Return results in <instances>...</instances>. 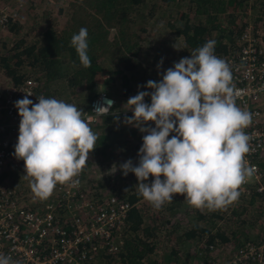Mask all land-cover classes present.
<instances>
[{"label": "clouds", "instance_id": "obj_1", "mask_svg": "<svg viewBox=\"0 0 264 264\" xmlns=\"http://www.w3.org/2000/svg\"><path fill=\"white\" fill-rule=\"evenodd\" d=\"M70 46L80 64L91 67L86 28L73 34ZM215 47L214 39L207 40L164 71L161 80L147 81L143 87L150 91L138 90L124 105L133 115H125L123 123L136 127L143 143L138 163L128 159L118 168L124 176L135 175V190L157 210L176 195L196 208L224 209L238 200L241 186L256 172L245 159L251 137L244 129L252 124L253 113L237 106L241 91ZM29 96L14 103L20 117L14 155L24 162L33 194L47 199L58 183H79L73 178L88 165L99 135L90 125L93 117L82 107L43 95L34 104ZM113 105L105 97L92 113L119 120L120 110L111 112ZM113 168L117 171L116 165ZM149 177L153 180L146 183ZM0 264L20 261L0 254Z\"/></svg>", "mask_w": 264, "mask_h": 264}, {"label": "trees", "instance_id": "obj_2", "mask_svg": "<svg viewBox=\"0 0 264 264\" xmlns=\"http://www.w3.org/2000/svg\"><path fill=\"white\" fill-rule=\"evenodd\" d=\"M73 1L75 3L70 8L71 12L60 28L53 25L43 28L39 42L27 43L24 38H13L9 46H5L2 49L0 52V71L7 84L15 86L27 77L36 78L39 82L38 94L50 98L52 96L50 84L58 80H64L65 89L70 97L67 102L74 104L75 100L72 97L81 96L85 100L84 112H88L90 101L99 93L97 90L101 87L104 92L115 100V107L111 112H117L120 104H126L129 97L136 95L133 92L134 87L132 88L131 86L129 74L142 69L137 58L141 51V30L133 27V15L138 13L141 8L146 9L147 15L152 17L155 15L152 14L155 8L159 11L162 6L181 2L186 4L184 10L177 12L176 22L165 25L166 29H171L172 39H182L185 57H188L194 49L202 46L209 39L216 41L215 54L223 59L229 53L239 50L241 46L239 38L248 24L246 21L248 10H254L257 13L255 19H253L254 27H252V31L256 36L261 35V41L264 44V0ZM17 24H19L18 18L9 22L10 27L8 26V30L11 36L15 37L20 32L21 28ZM82 27L88 30V54L91 59V67L89 68H85L80 64L75 49L70 46L73 34H78ZM110 29H114L116 32L113 39L109 38ZM172 39L168 42L173 43ZM147 48L153 53L154 57L163 55V51L159 47L153 48L148 45ZM104 60H109L114 65V68L112 70H110L111 68L109 70L106 69L103 65ZM141 63L144 67L148 64L144 69L146 74L150 73L152 69L151 62L147 63L141 60ZM25 67L32 69V71L34 70L37 73L36 76H30L32 74H29L24 69ZM34 71L32 72L33 74ZM117 78L125 80L124 86L122 82H118ZM127 82L129 86L126 89ZM113 87L117 88L118 94L115 92L116 89H112ZM145 102L150 104V97H146ZM123 120L122 114H119V120H116L112 115L98 116L91 120L90 125L97 127L96 130L105 128L104 131L97 132L99 141L97 147L90 153L96 162L106 163L105 156L109 154V152L107 153V149L110 146L109 140L112 139V135L116 139L120 138L118 134L121 132L120 125ZM134 136H136V144L131 146V148L136 151L141 148L143 143V134L138 129L130 128L125 141H131ZM169 138H171V135ZM118 141L120 142V140ZM14 143L16 144L17 141ZM261 157L257 158L258 163ZM16 160L19 161L17 158ZM111 162L117 163L114 160H111ZM263 164L264 162H260V168H264ZM113 165L107 164L104 167L106 169L103 170L105 178L102 177V181H104L102 185L108 181L113 182L108 187L109 192L107 194L114 192L113 185L116 182V178L120 176L119 171L116 172L114 168L112 169ZM7 169L8 167L2 170V177L9 176L12 173L13 176H16L18 173L16 171L7 172ZM126 177L130 178L128 186L125 185L124 188L121 186L122 188L117 190L119 195L112 193L127 200L132 205L128 214L126 228L123 231L126 236L123 238L121 249L116 252V257L112 253L104 254V250H101L97 258L93 257L91 259V263L141 264L145 260L148 263L179 264L176 261L177 250H175V246L171 247L170 254L166 255V258L163 257L167 260L155 257L154 254L161 253V250L158 249L159 241L154 242V240L157 239V235H162L165 229L160 228L161 222H159L158 212L145 215L143 206H153L151 204L148 205L146 200L135 190L136 177L132 176V174L123 176V178ZM152 180L153 178L149 177L146 183H151ZM125 189H128V191L125 192ZM243 190V188H240V192H246ZM248 194H250V199L254 198L261 201V211L264 198H260L261 196L255 193L254 190ZM177 205H180V202ZM164 206L166 207L164 204L158 211L164 212ZM174 207L171 206L170 209ZM213 211L217 212V210ZM221 214L223 213L220 212L219 215ZM198 215L199 218L204 217L206 219L205 215L201 213ZM219 215L212 213L208 209L206 213V216H209L206 221L210 223L208 228L194 225L179 235L184 239L194 240L197 243L203 242L207 247L213 245L215 253H210L209 255L207 248H204L203 257L226 261L227 257L221 256L224 249L223 246L234 242L235 248L239 245L237 244L238 240L235 233L228 234L218 228L213 222L211 217H220ZM157 223H160V225ZM200 243L198 244V249L193 248L194 253L197 255L200 254ZM147 257L148 259L150 257L152 262ZM99 258L101 259L99 260Z\"/></svg>", "mask_w": 264, "mask_h": 264}, {"label": "built area", "instance_id": "obj_3", "mask_svg": "<svg viewBox=\"0 0 264 264\" xmlns=\"http://www.w3.org/2000/svg\"><path fill=\"white\" fill-rule=\"evenodd\" d=\"M16 17L17 12L0 0V27H6ZM239 42L240 49L229 53L225 60L232 69L236 88L241 91L237 106L253 113L252 124L244 129L251 137V150L245 159L256 168L254 176L241 187L253 188L264 197V173L257 162L264 153V44L252 27H246ZM38 89L39 82L32 77L15 86H0V254L10 255L20 264H92L91 259L97 258L101 250L116 257L126 236L123 231L132 205L114 194L87 196L83 169L73 178L78 184L58 183L54 203H45L41 208L29 206L32 200L24 201L12 183L7 184V178L2 177L6 167L7 172L21 168L13 152L20 123L14 103L29 93L32 96L28 98L38 103ZM105 97L114 101L113 111L115 100L101 91L92 98L86 113L98 117L92 113L93 106ZM148 126L155 127L151 122ZM261 216L264 219V205ZM227 246H223L221 255L227 257L226 261L208 257L204 264H264V236L256 241L245 240L234 249ZM199 248L200 256L204 248L209 255L215 253L213 245L207 247L201 242Z\"/></svg>", "mask_w": 264, "mask_h": 264}, {"label": "rangeland", "instance_id": "obj_4", "mask_svg": "<svg viewBox=\"0 0 264 264\" xmlns=\"http://www.w3.org/2000/svg\"><path fill=\"white\" fill-rule=\"evenodd\" d=\"M3 5H6L10 9H14L17 12V17L19 19V26L21 28L20 32L14 37L11 36V33L9 32V24L1 28L0 27V52L2 49L5 48V46H9L11 39L13 38H24V41L27 43H33V42H39L41 40L40 33L43 28H47L50 25H53L57 28H60L62 24L65 21V18L70 14L71 10L70 8L73 7V4L75 3L73 0L65 1V0H1ZM153 0H148V2H151ZM253 2V1H252ZM186 7V4L176 3L171 5L162 6L159 11H157V8L153 10L152 14H155L154 16H148L146 13V9H139L138 13H135L133 15L134 22L133 27L141 30V37L142 41L140 42V55L137 56L138 62L140 63L142 69L135 73L129 74L130 82L132 88L134 87L135 94H137L138 90L145 91L148 90L144 85H146L147 81L149 80H156L159 81L162 79V74L164 71H166L168 68L172 67L175 62H178L181 58L185 57L184 54V45L182 39H172L173 34H171V29L165 28V25H170L171 23L176 22V16L177 12L179 10H184ZM246 15V21H247V27H254L253 26V19H255V15L257 14L254 10L247 11ZM9 26V27H8ZM115 30L110 29L109 31V38L113 39L115 37ZM170 39H172L174 42L170 43L168 42ZM148 45H151L153 48H160L163 51V55L160 57H154L153 53L147 48ZM142 61L151 62V72L146 74L145 73V67L141 63ZM163 60L162 67L160 68L159 72L157 70V65L160 63V61ZM103 65L106 69L112 70L114 68V65L110 63L109 60H104ZM29 74H32L30 76H36V72L34 71V74L32 73V69L25 67L24 68ZM31 72V73H30ZM36 79V78H35ZM118 79V78H117ZM37 80V79H36ZM125 81V80H124ZM123 80L120 78L118 79V82H122V85L124 83ZM7 84L6 79L1 75L0 71V86H3ZM124 86V85H123ZM129 84L127 82L126 89L128 88ZM138 86H140L138 88ZM113 90L116 89V94H118L117 88L113 87ZM50 92H52V96L50 98H56L59 100H64L67 102L69 100V95L67 90L65 89L64 80H58L55 82H52L50 84ZM74 101V104H76L78 107L84 108V101L81 96L77 95L76 97H72ZM125 104H123L124 106ZM122 116L125 117L127 115L128 117H131L133 113L131 111L127 112H121ZM92 121H90L91 123ZM93 128V131L99 132L104 131L105 128H101V130H96L97 127L91 125ZM127 130H126V129ZM130 128H136L130 125H125L122 123L120 125L121 132L118 134L120 138L116 139V137H113L109 140L110 146L107 149L108 155L105 156L106 163H98L94 159L92 155L89 154L88 159V165L84 167V184L85 189L87 192V196L91 195V197H96V194H102L107 195L108 187L112 185L113 182L108 181L106 184L102 185V177L105 178L103 175V170L107 164H116L117 171L120 172V176L116 178V182L113 185L114 192L117 195V190L120 188H124V186H128L130 183V178L126 177L123 178L122 172L119 170L118 166L127 161L128 159H131L134 164L138 163V151H133L131 146L136 144L135 137L132 138L131 141H125L126 137L128 136V131ZM137 129V128H136ZM120 140V142L118 141ZM15 144V143H14ZM13 144V146H15ZM99 149V148H98ZM111 160L116 161L111 162ZM21 168L19 171H17L16 176H13L10 174L9 176H6L7 178V184H11L16 188L18 195L23 199L24 201L32 200V202L29 204V206L34 207L37 206L38 208H41L45 203H54L56 198V192L53 190V193L47 198V199H41L36 197L30 187V178H25L24 175L25 169H24V162L23 160H19ZM264 162V154H262V157L259 161ZM120 163V164H119ZM104 165V166H103ZM264 165V164H263ZM262 171L264 173V168H262ZM132 174V173H129ZM134 174H132L133 176ZM135 176V175H134ZM115 180V179H113ZM264 181V178H263ZM135 186L137 185L138 181L136 178ZM122 186V187H121ZM134 186V185H133ZM127 188V187H125ZM243 188V187H241ZM253 190L248 188L244 189L241 192L239 198L237 201L233 202L232 204L228 205L224 209H219L217 212L210 210L212 213H216L219 215L220 212L223 214L219 215L220 217H211L213 222L216 224L218 228L221 230L226 231L228 234L235 233L238 240V245L240 246L246 239L250 241H256L259 238H262L264 236V219L261 216L262 215V209L260 211V200L259 199H250V193ZM111 193V194H112ZM264 198V197H260ZM180 202V205H177V203ZM148 205H150L149 202H147ZM262 204L264 205V201H262ZM166 207L164 206V212H160L154 207L151 206H143V211L145 215H149L152 213L159 214V222L157 223L160 225L161 229H165L163 231L162 235H157V239L155 241H159L158 243V249L161 250V253L154 254L157 259L167 260L165 256L170 254V250L172 246H175V250H177V262L179 264H190V263H202L203 257L199 256L194 253L193 248L198 249V244L196 241H191L182 238L179 234L186 232V229L190 226L199 225L203 226L204 228L209 227V222L206 221L208 219L206 216V213L208 212L207 208H196L194 206H191L187 200L181 196L176 195L173 198V201L171 203H165ZM262 205V206H263ZM171 206H175L173 209H170ZM220 211V212H219ZM224 211V212H223ZM205 215L206 219L199 218L198 214ZM210 220V219H209ZM165 225V226H163ZM159 228V229H160ZM174 230V231H173ZM239 237V238H238ZM235 238V240H236ZM244 240V241H242ZM232 243V242H231ZM235 242L230 244L229 247H234ZM238 247V246H237ZM164 257V258H163ZM148 259V257H147ZM155 259V258H153ZM151 261V258L148 259ZM152 262V261H151ZM185 262V263H183ZM118 264V263H113Z\"/></svg>", "mask_w": 264, "mask_h": 264}, {"label": "crops", "instance_id": "obj_5", "mask_svg": "<svg viewBox=\"0 0 264 264\" xmlns=\"http://www.w3.org/2000/svg\"><path fill=\"white\" fill-rule=\"evenodd\" d=\"M100 91H103V88L100 87L99 90H97V92H100ZM123 107H124V106L120 104V107L117 108L118 110H120V111H119V114H121V112H123V111H127V110H128V107H127V106H125L124 108H123ZM118 110H117V111H118Z\"/></svg>", "mask_w": 264, "mask_h": 264}, {"label": "flooded vegetation", "instance_id": "obj_6", "mask_svg": "<svg viewBox=\"0 0 264 264\" xmlns=\"http://www.w3.org/2000/svg\"><path fill=\"white\" fill-rule=\"evenodd\" d=\"M83 170H84V168H83ZM202 257H203V256H202ZM202 259H203L202 263H190V264H204L205 261L207 260V258L203 257ZM143 263H148V262L144 260L141 264H143ZM183 263H185V262H183ZM170 264H173V263H170ZM187 264H188V263H187Z\"/></svg>", "mask_w": 264, "mask_h": 264}]
</instances>
